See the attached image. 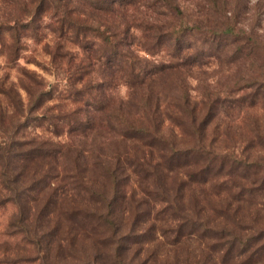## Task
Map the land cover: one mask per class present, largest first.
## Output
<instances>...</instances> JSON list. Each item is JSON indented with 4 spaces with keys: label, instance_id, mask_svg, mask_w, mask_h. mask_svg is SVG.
<instances>
[{
    "label": "trees",
    "instance_id": "obj_1",
    "mask_svg": "<svg viewBox=\"0 0 264 264\" xmlns=\"http://www.w3.org/2000/svg\"><path fill=\"white\" fill-rule=\"evenodd\" d=\"M71 2L24 8L54 15L52 30L82 49L51 54L76 107L49 106L52 83L31 71L20 77L27 96L0 87V206L16 208L3 234L17 241L0 263L159 264L142 236L162 223L174 224L165 231L174 264L264 262V227L244 219L248 204L264 206V160L206 139L225 103L264 102V39L241 24L240 0H84V17ZM33 20L0 22L9 60L20 58L28 26L39 27ZM210 56L243 76L199 96L170 80ZM109 81L128 97L114 99ZM167 119L187 144L165 132ZM33 122L54 129L26 133Z\"/></svg>",
    "mask_w": 264,
    "mask_h": 264
},
{
    "label": "rangeland",
    "instance_id": "obj_2",
    "mask_svg": "<svg viewBox=\"0 0 264 264\" xmlns=\"http://www.w3.org/2000/svg\"><path fill=\"white\" fill-rule=\"evenodd\" d=\"M26 1L28 0H0V22L5 20H19L23 23H29L33 19H38L37 22L39 21L40 23L38 28L34 29L28 26L29 29L24 32L25 36L22 41L20 58L17 60L11 61L8 59V36L4 34L0 38V87H9L12 85L23 96H27L26 92L19 88L21 82L26 81V78L23 77L21 80L20 77L24 70L31 71L35 76L43 77L46 82L52 83L54 98L49 101V106L54 107L55 110H58L62 106L64 109L66 106L68 108H74L76 104H73L70 100L71 94L69 95L70 90L67 87L66 81L61 79L62 76H65L64 74L66 72L55 68L52 63L51 54L55 49H59V51L69 50L72 53H79L82 49H78L75 46L70 47L69 44L57 36L59 35L57 32L52 30L51 22L53 21L52 17L54 15L49 13L42 14L39 17V14H33L30 10L24 8L26 7L24 4ZM234 4L237 5L236 2ZM73 5V13L84 17V0H72L69 6L73 7ZM195 11L198 10L196 9ZM236 11L241 24L248 31L255 28L264 39V0H240ZM142 15L143 12H140L139 17ZM57 44L61 46L56 47ZM206 59L208 61L202 65L193 60L195 64L185 70V76L177 72L170 77V80L175 81L176 79H180L183 81L185 79L184 82L191 93L199 96V93L204 92L206 88L222 90L227 84L243 76L238 69V65L234 62H228V59H223L222 57L217 58L215 56L206 57ZM76 75H79V73H76ZM76 75L72 79H77ZM113 83L109 81L107 87L112 97L116 100L121 98L126 99L129 95L126 87H117ZM83 84L84 81H81L79 83L77 82L76 85L82 88ZM0 100L6 101V98L0 96ZM2 105L7 107L5 102H2ZM229 106V104L225 103L219 109L218 115L208 124L206 139L212 142V144L214 143L217 148H235L238 153L245 151L246 153H251L254 158L264 160V139L262 138L264 135V102L260 101L258 107L247 110H240L239 106L234 108ZM77 107H79L78 104ZM35 123L33 122L26 129V133L50 135L46 128L47 126L50 127L47 122L41 127ZM164 126L165 132L171 134L182 145L189 142V138L183 135L181 129L175 126L169 119L166 120ZM50 128L54 129L53 127ZM15 211L16 208L13 204L0 206V253L7 249H9V252L13 251V253L17 251V245L15 244L17 241L3 234ZM244 219L252 223L254 227L263 228L264 206L256 207L248 204L245 207ZM145 222L149 223L148 221ZM162 224H164L163 228L165 230L160 226L154 228L149 225L152 228L147 227L144 230L145 235L142 237L145 240L146 247L149 250L148 252L157 254L159 264H174L169 250L173 236L170 234L166 235L165 233L166 229L173 231L172 227L174 224ZM6 240H9V242H6ZM5 244H9L8 246L10 247H6ZM260 264H264V262Z\"/></svg>",
    "mask_w": 264,
    "mask_h": 264
}]
</instances>
